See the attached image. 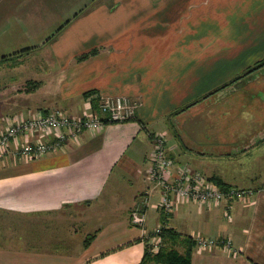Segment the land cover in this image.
Returning <instances> with one entry per match:
<instances>
[{
	"label": "crops",
	"instance_id": "0c3cea01",
	"mask_svg": "<svg viewBox=\"0 0 264 264\" xmlns=\"http://www.w3.org/2000/svg\"><path fill=\"white\" fill-rule=\"evenodd\" d=\"M27 48L0 61V132L36 112H96L98 96L125 94L139 107L132 121L84 130L60 151L0 160V264H140L143 231L128 216L146 194V231L165 224L181 237L216 241L207 250L194 245L190 264H264V180L236 186L227 174L200 172L253 195L221 205L180 201L165 216L146 177L150 135L165 136L168 156L182 164L187 151L198 163L264 139V70L174 114L264 59V0H0V58ZM213 105L229 113L217 135L231 136L241 111L262 109L261 124L238 146L175 136L187 113ZM175 249L183 254L185 245L177 240Z\"/></svg>",
	"mask_w": 264,
	"mask_h": 264
},
{
	"label": "built area",
	"instance_id": "2783aa9c",
	"mask_svg": "<svg viewBox=\"0 0 264 264\" xmlns=\"http://www.w3.org/2000/svg\"><path fill=\"white\" fill-rule=\"evenodd\" d=\"M138 107L139 101L129 96H98L96 112L76 116L52 109L18 118L0 132V160L10 154L33 160L60 151L67 141L84 130L133 120ZM150 136L152 151L146 177L153 189L159 192L157 207L165 216H170L180 201L221 205L223 202L243 201L253 195L250 189L221 188L189 165L176 163L167 154L165 136ZM146 196L129 213L128 224L143 231L144 245L150 254H154L161 247V231L166 225L146 231ZM225 206L229 208V204ZM227 218H230L229 215ZM192 238L195 245L204 250L216 245L213 239L202 236ZM224 245L230 247L228 241Z\"/></svg>",
	"mask_w": 264,
	"mask_h": 264
},
{
	"label": "rangeland",
	"instance_id": "374dc122",
	"mask_svg": "<svg viewBox=\"0 0 264 264\" xmlns=\"http://www.w3.org/2000/svg\"><path fill=\"white\" fill-rule=\"evenodd\" d=\"M51 34L52 33H48V36ZM40 35L41 34H39V36ZM26 42L28 41H20L19 43ZM33 42L38 43L40 42V39H35ZM28 63L29 62H26L25 60L24 66L26 65V70L28 69V66H30ZM11 66L12 67L10 68L12 69L13 64H11ZM261 81L264 82V76ZM238 82L241 81L239 80ZM238 82L234 83L232 87L238 84ZM119 96L128 95L122 94ZM221 108V105H213L208 110L192 114L187 113L184 117L182 125L180 126V130L177 128L173 131L175 132V136H177L181 131L187 139L192 140L199 146H218L221 148L230 145L238 146V144L247 140L261 124L259 123L260 120H258L257 116L263 115L262 109H258V115L255 113H242L241 111L240 113L238 112L237 116L236 114L233 115L234 122L239 125V127H233V134L231 136L217 135L216 131L218 127L220 128L221 123L229 118V113H223L226 117H222ZM173 125L174 119L170 121L171 129L173 128ZM171 129L170 133L174 136ZM149 137L151 138V136ZM208 150H210V148H208ZM190 152L191 151H187L184 154L185 157L182 159L184 162L183 164L189 165L191 168L198 170V172L205 173L207 175H209L210 172L222 175L227 174L231 184L236 186L246 185L253 187L256 184H260L264 180V139L260 140L256 145L250 147L246 152L238 153L232 157L219 156L212 153L211 155H206L205 158L200 159L198 163H196L195 158L189 159L186 157L190 154ZM175 218L176 215L174 219ZM174 219L172 220L173 223L175 222Z\"/></svg>",
	"mask_w": 264,
	"mask_h": 264
},
{
	"label": "trees",
	"instance_id": "16d2710c",
	"mask_svg": "<svg viewBox=\"0 0 264 264\" xmlns=\"http://www.w3.org/2000/svg\"><path fill=\"white\" fill-rule=\"evenodd\" d=\"M29 50H31V48L20 50L16 53H13L12 55L2 56L0 58V61H6L8 59H11L12 57L18 58V56H21L23 53H25ZM96 53H97V50H93L90 53L79 56L76 59V61L79 62V61L85 60V59L89 58L90 56L95 55ZM263 70H264V59L255 63L254 65L250 66L241 75L235 77L231 81H229V82L221 85L220 87L214 89L210 93L202 96L200 99H198V100L194 101L193 103L185 106L183 109L175 112L174 114L181 113V112L191 108L192 106L198 104L202 100L208 98L209 96L215 95L216 93H218L222 89H224L230 85H233L234 83H236L240 79L245 78V77H249L250 75H252L256 72L263 71ZM30 84L33 85L34 82H28L27 85L29 86ZM92 94H93V91H89V92L84 93L83 96L87 97V96L92 95ZM96 103H97L96 99L93 100L92 105L94 108H96V106H97ZM48 111L49 110H46L42 113H46ZM209 180L221 188H228V186H226L218 177H211ZM94 236H95L94 234L88 236L85 239L83 245L87 246L91 242V240L94 238ZM177 240L181 241L185 245V250H184L183 254H179L177 252V250L175 249V245L177 243ZM194 245H195V241L193 240L192 237H189V236L181 237V235L176 233L174 231V229L168 228L165 226L162 228V231H161V247H160V249L156 253L150 254L148 252L147 248L145 247V254H144L143 260L140 264H146L148 262H155V263H160V264H190V254H191V250H192Z\"/></svg>",
	"mask_w": 264,
	"mask_h": 264
},
{
	"label": "water",
	"instance_id": "95a60500",
	"mask_svg": "<svg viewBox=\"0 0 264 264\" xmlns=\"http://www.w3.org/2000/svg\"><path fill=\"white\" fill-rule=\"evenodd\" d=\"M259 136V138L261 139V138H264V132H262L260 135H258ZM253 142V141H252Z\"/></svg>",
	"mask_w": 264,
	"mask_h": 264
}]
</instances>
